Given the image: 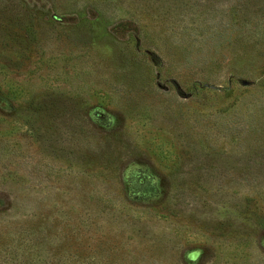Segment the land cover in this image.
Segmentation results:
<instances>
[{"label": "rangeland", "instance_id": "374dc122", "mask_svg": "<svg viewBox=\"0 0 264 264\" xmlns=\"http://www.w3.org/2000/svg\"><path fill=\"white\" fill-rule=\"evenodd\" d=\"M0 264H264V0H0Z\"/></svg>", "mask_w": 264, "mask_h": 264}]
</instances>
